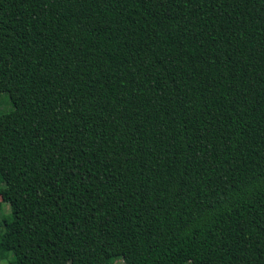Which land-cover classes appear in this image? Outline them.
Returning <instances> with one entry per match:
<instances>
[{"label": "trees", "instance_id": "1", "mask_svg": "<svg viewBox=\"0 0 264 264\" xmlns=\"http://www.w3.org/2000/svg\"><path fill=\"white\" fill-rule=\"evenodd\" d=\"M3 93L0 264H264V0H0Z\"/></svg>", "mask_w": 264, "mask_h": 264}, {"label": "rangeland", "instance_id": "2", "mask_svg": "<svg viewBox=\"0 0 264 264\" xmlns=\"http://www.w3.org/2000/svg\"><path fill=\"white\" fill-rule=\"evenodd\" d=\"M12 109V105L9 100V96L6 93L0 94V114L7 113ZM1 201V199H0ZM9 212L7 205H2V213L7 214ZM6 264V263H2Z\"/></svg>", "mask_w": 264, "mask_h": 264}]
</instances>
